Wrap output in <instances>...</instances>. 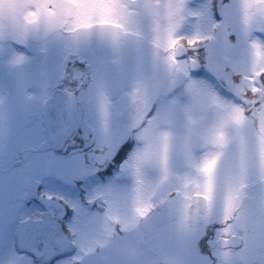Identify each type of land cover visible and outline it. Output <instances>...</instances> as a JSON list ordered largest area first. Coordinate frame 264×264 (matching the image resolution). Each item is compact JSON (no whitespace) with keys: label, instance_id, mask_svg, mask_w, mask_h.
Segmentation results:
<instances>
[{"label":"snow or ice","instance_id":"6c2138e0","mask_svg":"<svg viewBox=\"0 0 264 264\" xmlns=\"http://www.w3.org/2000/svg\"><path fill=\"white\" fill-rule=\"evenodd\" d=\"M133 236L264 264V0H0V264Z\"/></svg>","mask_w":264,"mask_h":264},{"label":"rangeland","instance_id":"374dc122","mask_svg":"<svg viewBox=\"0 0 264 264\" xmlns=\"http://www.w3.org/2000/svg\"><path fill=\"white\" fill-rule=\"evenodd\" d=\"M109 251L120 264H143L145 255L150 252L159 253V264H169L167 254L160 251L148 236L129 237L116 243Z\"/></svg>","mask_w":264,"mask_h":264}]
</instances>
